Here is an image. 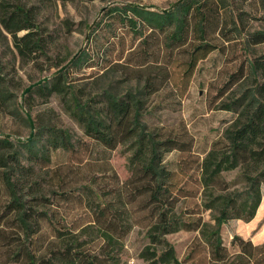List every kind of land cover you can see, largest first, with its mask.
<instances>
[{"label":"trees","instance_id":"trees-1","mask_svg":"<svg viewBox=\"0 0 264 264\" xmlns=\"http://www.w3.org/2000/svg\"><path fill=\"white\" fill-rule=\"evenodd\" d=\"M232 6L231 0H179L166 11L138 3L108 5L87 25L88 46L32 83L27 92L55 96L82 136L58 125L49 108L46 123L25 118L28 138H0V226L15 229L19 239L11 256L21 264H126L119 235L137 222L146 240L138 251L144 264H264V240L235 234L226 245L221 235L230 220L252 221L263 198L264 52L252 49L264 45V29L241 34L246 57L211 106L235 117L203 156L193 153L194 138L182 120L147 122L150 96L167 88L180 98L199 61L234 45L242 12L229 15ZM0 26L22 59L48 57L33 5L0 0ZM105 27L110 30L100 34ZM119 27L131 37L128 45ZM99 39L102 46L94 49L91 43ZM106 48L116 50L112 58ZM1 68L0 57L3 105L11 97ZM81 69L90 73L70 77ZM116 71L127 83L122 90L95 84ZM91 77L94 87L87 92V83L78 81ZM120 145L129 152L130 176L122 183L108 166V154L95 155ZM173 151L181 156L170 167L164 158ZM61 154L68 160L53 163ZM41 171L49 174L46 185L38 180ZM105 213L118 234L97 223ZM179 231L194 233L181 258L167 238Z\"/></svg>","mask_w":264,"mask_h":264},{"label":"rangeland","instance_id":"rangeland-1","mask_svg":"<svg viewBox=\"0 0 264 264\" xmlns=\"http://www.w3.org/2000/svg\"><path fill=\"white\" fill-rule=\"evenodd\" d=\"M20 2L27 6L33 5L36 11V20L42 32L45 34L48 57H34L22 59L12 45V38L0 26V57L2 62L1 75L8 80L10 101L0 105V138L8 136L12 142L24 140L31 135V128L25 118L28 114L36 124L48 122L50 118L47 112L49 108L54 110L53 120L58 125L68 128L74 135L82 136L80 127L67 116L55 96L45 99L36 91H29L22 95L24 89L30 84L40 80L45 76H50L55 70L54 64L59 60L71 57L87 44L89 28L103 15L108 5L138 3L150 9L170 8L177 0H10ZM233 3L229 15L237 14L240 11V18L236 23L239 32H236L237 39L234 45L224 47L220 50L212 51L206 58L199 61L193 73L189 86L180 98L171 89H163L158 94L150 96L146 101V111H152V115L147 118L152 124L170 125L182 120L188 131L194 138L193 153L203 156L209 149L211 142L218 138L226 125L230 124L235 117V113L228 110L212 109L211 106L216 100L217 93L228 76L234 72L246 57L243 49L241 34L248 31L264 29V0H231ZM234 12V13H232ZM232 23V21H231ZM233 24V23H232ZM231 24V26H233ZM106 28V29H105ZM98 30L104 33L110 30L109 27ZM24 31H20L18 35ZM116 32L125 35L126 44L130 43V36L121 27ZM105 38V37H104ZM102 40L94 41L91 46L96 49L102 46ZM118 47H116L117 50ZM112 49L106 48L107 57L112 58ZM253 53L264 52V45H258L252 49ZM110 53V54H109ZM90 73L89 69H81L72 72L70 77H82ZM119 76V71L111 72L106 78L97 80L96 85L112 84L113 89L120 91L127 86L124 79ZM91 78H85L78 82H85V91L92 92L94 85ZM117 80V81H115ZM97 87V86H96ZM29 97L28 103L24 102ZM221 100V99H220ZM17 104L20 108L17 110ZM29 105V107H28ZM148 122V124H150ZM36 129V128H35ZM37 130V129H36ZM36 131L33 132V135ZM101 150V149H100ZM108 154V166L118 176L120 182L126 181L130 172L127 169V157L129 152L125 147L118 146L110 152L95 154L97 158ZM181 154L169 152L165 155V162L170 167H174ZM199 156V157H200ZM68 160V156L54 158L53 163ZM52 163V164H53ZM99 164V163H98ZM95 168H98L97 166ZM0 168V172H1ZM51 170H49V173ZM49 174L45 175L41 171L38 180L46 185ZM48 176V177H47ZM49 188V187H47ZM4 190H1V194ZM134 219V218H133ZM137 218L134 219V221ZM99 225L112 230L118 234L113 218L109 213L97 217ZM143 224L135 223L131 232L120 234L124 241L123 258L126 264H144L138 257L139 249L146 243L143 237ZM235 234L246 239H251L255 243L264 240V193L261 205L255 218L250 222L233 219L223 224L221 235L223 242L230 245ZM194 233L179 231L167 236L176 249L179 258L182 257L187 244ZM19 239L15 229L0 226V264H21L20 257L10 254V249L15 248ZM23 262V260H22Z\"/></svg>","mask_w":264,"mask_h":264},{"label":"water","instance_id":"water-1","mask_svg":"<svg viewBox=\"0 0 264 264\" xmlns=\"http://www.w3.org/2000/svg\"><path fill=\"white\" fill-rule=\"evenodd\" d=\"M177 1H179V0H177ZM163 11H166V9H163ZM68 63H66L65 65H67ZM64 65V66H65ZM64 66H62L61 68H63ZM60 68V69H61ZM44 79H46V78H44ZM39 81L40 80H38V81H36L35 83H39ZM34 84H30L28 87H26L25 89H24V91H23V93H22V95H24V94H26V92L33 86ZM31 126L33 127V124H32V121H31Z\"/></svg>","mask_w":264,"mask_h":264}]
</instances>
